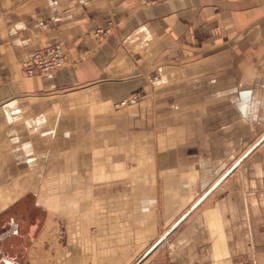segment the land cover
<instances>
[{
  "label": "crops",
  "instance_id": "1",
  "mask_svg": "<svg viewBox=\"0 0 264 264\" xmlns=\"http://www.w3.org/2000/svg\"><path fill=\"white\" fill-rule=\"evenodd\" d=\"M155 1L0 0V264H264V0Z\"/></svg>",
  "mask_w": 264,
  "mask_h": 264
},
{
  "label": "built area",
  "instance_id": "2",
  "mask_svg": "<svg viewBox=\"0 0 264 264\" xmlns=\"http://www.w3.org/2000/svg\"><path fill=\"white\" fill-rule=\"evenodd\" d=\"M142 5H153L155 0H137ZM112 22L108 21L105 26L95 29L93 35L97 40H103L110 34ZM66 64V58L62 47L58 44H52L33 51L29 58L20 62V72L25 77H34L50 74L62 69ZM155 80V79H154ZM137 96L120 101L115 105L116 108H124L135 104Z\"/></svg>",
  "mask_w": 264,
  "mask_h": 264
},
{
  "label": "rangeland",
  "instance_id": "3",
  "mask_svg": "<svg viewBox=\"0 0 264 264\" xmlns=\"http://www.w3.org/2000/svg\"><path fill=\"white\" fill-rule=\"evenodd\" d=\"M35 217L34 218H32V219H30V221L31 222H34L35 220H38L39 221V224L38 225H36L35 226V228L37 229L36 230V233H35V235H34V238H36V236H37V234H38V231H40V228H41V226H42V223H43V220H44V217H43V214L41 215L40 213H37V210H36V213H35V215H34ZM31 239L32 241L30 242L29 241V243L27 242L26 244H28L27 246H28V248L31 250V251H36V249H37V247L39 246V240L38 239ZM36 240V241H35ZM26 246V247H27ZM29 250V251H30ZM31 257H33V256H31ZM34 259L37 261V263L38 262H40V263H42V259H43V257L40 255V256H36V255H34Z\"/></svg>",
  "mask_w": 264,
  "mask_h": 264
},
{
  "label": "bare ground",
  "instance_id": "4",
  "mask_svg": "<svg viewBox=\"0 0 264 264\" xmlns=\"http://www.w3.org/2000/svg\"><path fill=\"white\" fill-rule=\"evenodd\" d=\"M54 226V225H53ZM46 231V230H45ZM48 234V233H47Z\"/></svg>",
  "mask_w": 264,
  "mask_h": 264
}]
</instances>
